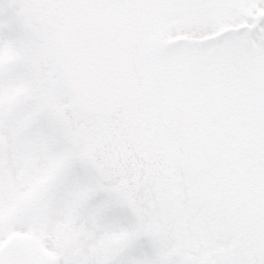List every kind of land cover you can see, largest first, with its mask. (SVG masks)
<instances>
[{
  "label": "snow or ice",
  "instance_id": "snow-or-ice-1",
  "mask_svg": "<svg viewBox=\"0 0 264 264\" xmlns=\"http://www.w3.org/2000/svg\"><path fill=\"white\" fill-rule=\"evenodd\" d=\"M0 264H264V0H0Z\"/></svg>",
  "mask_w": 264,
  "mask_h": 264
}]
</instances>
